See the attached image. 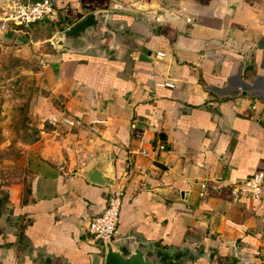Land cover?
<instances>
[{"label":"crops","instance_id":"crops-1","mask_svg":"<svg viewBox=\"0 0 264 264\" xmlns=\"http://www.w3.org/2000/svg\"><path fill=\"white\" fill-rule=\"evenodd\" d=\"M52 2L55 32L93 10L112 11L123 31L112 58L63 53L46 38L58 121L28 198L0 207V264H104L85 226L112 191L115 239L183 249L184 264H264V189L231 191L264 172V0ZM94 167L111 181H90Z\"/></svg>","mask_w":264,"mask_h":264},{"label":"rangeland","instance_id":"rangeland-1","mask_svg":"<svg viewBox=\"0 0 264 264\" xmlns=\"http://www.w3.org/2000/svg\"><path fill=\"white\" fill-rule=\"evenodd\" d=\"M58 25L42 21L0 37V207L24 202L35 175L40 147L58 118L43 65L55 46ZM51 37L53 45L46 42Z\"/></svg>","mask_w":264,"mask_h":264},{"label":"water","instance_id":"water-1","mask_svg":"<svg viewBox=\"0 0 264 264\" xmlns=\"http://www.w3.org/2000/svg\"><path fill=\"white\" fill-rule=\"evenodd\" d=\"M112 11L93 10L67 28L56 32L55 44L63 53H85L89 56L112 58L113 44L121 31L112 23ZM88 179L92 182L107 184L111 180L94 167ZM104 264H184L185 257L179 255L183 249L151 243L148 239L138 238L128 233L117 239L105 241Z\"/></svg>","mask_w":264,"mask_h":264},{"label":"built area","instance_id":"built-area-1","mask_svg":"<svg viewBox=\"0 0 264 264\" xmlns=\"http://www.w3.org/2000/svg\"><path fill=\"white\" fill-rule=\"evenodd\" d=\"M188 19L190 20V18ZM58 20V10L52 0H7L0 11V31H5L8 28L28 29L35 23ZM158 54L162 55L163 52H158ZM163 149H165V145L161 143L156 148L142 149L141 152L151 156ZM263 189V171L254 172L231 183L233 193L252 198L260 197ZM120 204V191H112L107 198L105 207L88 218L85 231L93 241L105 244L106 240L115 238L118 232Z\"/></svg>","mask_w":264,"mask_h":264}]
</instances>
